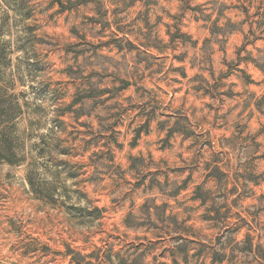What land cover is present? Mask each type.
<instances>
[{
	"label": "rangeland",
	"instance_id": "rangeland-1",
	"mask_svg": "<svg viewBox=\"0 0 264 264\" xmlns=\"http://www.w3.org/2000/svg\"><path fill=\"white\" fill-rule=\"evenodd\" d=\"M29 5L0 77L39 93L86 209L0 164V264H264V0Z\"/></svg>",
	"mask_w": 264,
	"mask_h": 264
},
{
	"label": "trees",
	"instance_id": "trees-1",
	"mask_svg": "<svg viewBox=\"0 0 264 264\" xmlns=\"http://www.w3.org/2000/svg\"><path fill=\"white\" fill-rule=\"evenodd\" d=\"M1 5H4L5 9L0 13V68L5 69L11 63L13 51L22 48L21 45L12 44V41L16 42L17 39H13L8 31L9 12L21 15L23 20L30 18L33 13L29 0H0V8ZM18 82L20 86L25 87L23 80ZM16 83L13 73L10 77H0V164L25 165V179L36 199L53 207L62 206L68 213L86 209L70 203L72 200L70 196H75L74 191H71V186L64 185V180L74 179L78 174L69 171L62 175L67 162L52 156V152H56L52 146L56 125L54 124L55 128L48 127L47 133H35L44 125L43 117L39 113L41 107L39 93L36 92L38 95L31 97L26 89L17 91ZM21 121L27 122L23 129L18 127ZM53 121L55 120L53 119L51 123ZM28 136L32 143L26 145ZM104 136L102 133L99 134L100 138ZM63 153L67 154L65 151ZM188 178L184 180L185 183ZM198 188L199 185H196L195 189ZM79 197L78 195L77 199ZM94 209L100 215V210L97 207ZM63 254L71 255L70 262L74 260V250L69 245Z\"/></svg>",
	"mask_w": 264,
	"mask_h": 264
}]
</instances>
